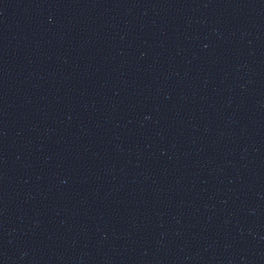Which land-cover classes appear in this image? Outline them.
Segmentation results:
<instances>
[{
    "label": "water",
    "instance_id": "water-1",
    "mask_svg": "<svg viewBox=\"0 0 264 264\" xmlns=\"http://www.w3.org/2000/svg\"><path fill=\"white\" fill-rule=\"evenodd\" d=\"M244 4L264 69V0H244Z\"/></svg>",
    "mask_w": 264,
    "mask_h": 264
}]
</instances>
